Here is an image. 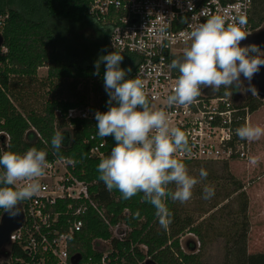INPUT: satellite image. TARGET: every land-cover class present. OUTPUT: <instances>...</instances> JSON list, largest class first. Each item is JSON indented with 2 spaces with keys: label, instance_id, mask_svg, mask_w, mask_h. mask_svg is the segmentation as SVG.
I'll list each match as a JSON object with an SVG mask.
<instances>
[{
  "label": "trees",
  "instance_id": "16d2710c",
  "mask_svg": "<svg viewBox=\"0 0 264 264\" xmlns=\"http://www.w3.org/2000/svg\"><path fill=\"white\" fill-rule=\"evenodd\" d=\"M0 13L9 16L2 33L7 52L0 55V130L10 136L8 151L24 153L35 147L47 152V160L60 156L76 160L77 176L88 183H95L90 195L105 218L113 226L125 224L130 230L123 243L110 241L111 235L103 221L94 212L88 211L83 217V228L69 245V258L74 262L79 261V264H90V259L99 263L104 248H101V253H96L92 244L95 241H110L112 254L107 264H208L203 259L202 247H196L197 243L200 246L205 244L206 231H203V227L206 219L196 225L194 219L181 209V203L169 198L166 204L172 213V222L165 230L158 222L156 209L142 200V193L124 200L118 190L108 191L98 179L97 166L101 160L90 158L89 151L93 144H84L97 131L96 125L88 121H66L65 116L70 109H83L89 104L108 109L109 97L103 81L105 65L101 63L99 75H94L96 69L93 61H65L44 18L65 21L70 25L91 26L103 55L111 53L108 49V32L90 20L88 5L68 0H0ZM262 26L264 0H253L250 15L252 34ZM123 57L126 60L123 69L131 68L132 72V59ZM180 57L182 54L175 58ZM41 68H47V76L38 82L43 87L48 84L51 96L39 111L29 110L25 106V91L37 82V71ZM130 73L126 78H131ZM241 80L243 87L239 90L230 89L229 93L234 101L242 102L252 115L264 101L246 94L242 75ZM225 91L223 87L220 89L221 94ZM56 131L65 136L59 154L54 153L51 145ZM113 146L111 144L105 148L104 158L110 154ZM214 175L210 170L207 179H213ZM170 187L174 189V185ZM241 191V185L234 184L232 192L222 196L226 205L218 210L217 205H213L208 212L216 210L217 213L222 208L236 204L239 213L244 214L247 203ZM197 195L203 199V194ZM218 197V193H215L212 198ZM3 212L0 209V217ZM137 212L139 218H135ZM185 234L196 237L198 242L188 239L182 249L180 237ZM246 236L247 229L242 224L227 241L222 264H264V254L247 253ZM9 257L11 260L25 259L21 247L17 245L10 246Z\"/></svg>",
  "mask_w": 264,
  "mask_h": 264
},
{
  "label": "built area",
  "instance_id": "2783aa9c",
  "mask_svg": "<svg viewBox=\"0 0 264 264\" xmlns=\"http://www.w3.org/2000/svg\"><path fill=\"white\" fill-rule=\"evenodd\" d=\"M68 1H81L88 5L90 20L108 32L109 51L132 59L130 76L144 81L152 107L165 110L171 125L186 133L192 152L190 155L177 153L175 158L188 165L247 160L249 141L240 139L235 132L249 123L251 115L242 102L234 101L227 91L221 94L220 90L213 92L210 88L202 89L201 96L188 106H168L167 97L178 78L177 72L169 65L191 43L188 34L192 27L213 15L224 16L226 22H232L234 17L244 14L247 17L244 31L249 37L252 35L250 15L253 0H190L191 11L189 0H172L171 3L168 0ZM184 17H187V23H181ZM8 19L7 14L0 13V37ZM162 27L165 28L163 34L159 31ZM6 52L2 43L0 55ZM107 110L89 104L83 109L68 110L65 118L68 122L80 120L96 125L95 112ZM96 133L84 144L92 143L90 158L101 160L105 148L115 141L112 136L102 139ZM10 143V136L0 130V155L8 151ZM48 163L46 175L41 178L42 191L21 203L24 223L10 236V246L21 247L25 259L11 260L8 257L0 264H79V261L69 258L68 248L83 228V217L88 211L103 221L111 235L110 241L123 243L130 233L125 224L113 226L105 218L90 195L95 183H88L77 176L78 163L73 166L58 157L49 159ZM110 241L92 244L96 253H101V248L104 252L99 263L90 259V264L110 262Z\"/></svg>",
  "mask_w": 264,
  "mask_h": 264
},
{
  "label": "clouds",
  "instance_id": "9594fccd",
  "mask_svg": "<svg viewBox=\"0 0 264 264\" xmlns=\"http://www.w3.org/2000/svg\"><path fill=\"white\" fill-rule=\"evenodd\" d=\"M181 23H187V17ZM246 25V15L240 14L232 22H226L224 16L213 15L192 27L188 34L191 43L185 47L182 57L173 59L169 65L179 75L167 97L168 106L191 105L204 88L213 92L222 87L239 90L243 87L241 75L249 81L246 91L258 95L250 82L264 66V51L256 44L241 46L248 36L244 31ZM159 31L163 34L165 28ZM123 59V55L113 51L100 56L94 65V75H99L101 63L105 65L103 81L109 97L108 110L95 112L96 134L102 139L112 136L115 141L110 154L97 166L98 179L108 191L118 190L124 200L142 193V200L156 209L160 226L167 230L172 213L166 201L170 198L188 202L194 187L208 173L201 168L198 179L189 174L185 163L175 158L177 153L191 154L188 136L171 125L165 110L152 107L143 80L126 78L131 68H121ZM235 132L242 140L258 141L264 137V126L246 123ZM64 140V133L56 131L51 139L55 154H59ZM60 159L73 166L77 163L63 156ZM249 162L257 165L260 157L251 156ZM48 168L47 152L35 147L24 153L6 151L0 155V209L11 217L17 216L21 203L42 191L41 178ZM214 195V187L205 185L203 199L209 200ZM135 218H139V212Z\"/></svg>",
  "mask_w": 264,
  "mask_h": 264
},
{
  "label": "rangeland",
  "instance_id": "374dc122",
  "mask_svg": "<svg viewBox=\"0 0 264 264\" xmlns=\"http://www.w3.org/2000/svg\"><path fill=\"white\" fill-rule=\"evenodd\" d=\"M38 12L40 13V11ZM44 21L52 31L65 61L78 59L96 62L103 55L95 30L91 26L70 25L65 21L46 18ZM125 61H122L121 68L126 66ZM46 76L47 68L39 69L37 82H34L28 91H25L27 94V97L24 98L25 106L29 110L39 111L50 98L48 84L45 83L46 87H43L38 82L44 80ZM229 90L226 89L227 92H230ZM249 123L264 126V102L254 114L250 115ZM249 144L250 151L245 162L228 163L227 165L208 163L187 166L189 174L198 179L201 168L207 173L210 170L215 173L213 179L206 178L194 187L192 198L188 202L181 203V209L194 219L196 225L206 219L203 227V231H206L205 244L200 246L197 243L196 247H202L203 259L208 264H222L227 241L235 231L240 229L242 224L247 229V253L249 255L264 254V137L258 141L249 142ZM251 156L260 157V162L257 165H252L249 162ZM236 183L241 185V193L245 195L246 212L240 214L239 207L234 204L229 208H222L216 213V210L226 205V202L222 201V196L227 192H232ZM205 185L213 186L215 193H218L221 199L218 197L204 200L198 197L197 193L203 194ZM213 205H217V209L208 212ZM188 239L198 242L196 237L185 234L180 237L182 249Z\"/></svg>",
  "mask_w": 264,
  "mask_h": 264
},
{
  "label": "water",
  "instance_id": "95a60500",
  "mask_svg": "<svg viewBox=\"0 0 264 264\" xmlns=\"http://www.w3.org/2000/svg\"><path fill=\"white\" fill-rule=\"evenodd\" d=\"M3 43L2 37H0V46ZM251 44H256L260 47L261 51H264V28L253 33L251 36L247 37L242 41L241 46H247ZM243 77V75H242ZM244 78V77H243ZM245 80V79H244ZM251 85H254L257 89L258 95H255L257 99L264 101V66L260 68V71L256 73L252 80ZM249 86V81L245 80V93L251 94L246 91ZM24 223V216L22 211L15 216L11 217L7 212H3L0 217V263L5 261L9 257V246H10V236L19 230Z\"/></svg>",
  "mask_w": 264,
  "mask_h": 264
}]
</instances>
